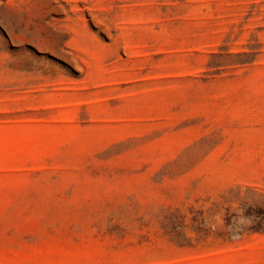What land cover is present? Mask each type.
Wrapping results in <instances>:
<instances>
[{"label":"rangeland","instance_id":"1","mask_svg":"<svg viewBox=\"0 0 264 264\" xmlns=\"http://www.w3.org/2000/svg\"><path fill=\"white\" fill-rule=\"evenodd\" d=\"M0 264H264V0H0Z\"/></svg>","mask_w":264,"mask_h":264}]
</instances>
